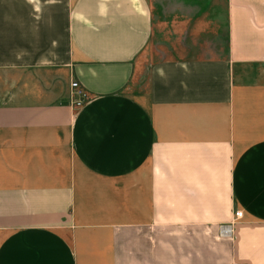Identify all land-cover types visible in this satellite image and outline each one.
<instances>
[{
    "label": "crops",
    "instance_id": "obj_1",
    "mask_svg": "<svg viewBox=\"0 0 264 264\" xmlns=\"http://www.w3.org/2000/svg\"><path fill=\"white\" fill-rule=\"evenodd\" d=\"M0 264H264V0H0Z\"/></svg>",
    "mask_w": 264,
    "mask_h": 264
},
{
    "label": "built area",
    "instance_id": "obj_2",
    "mask_svg": "<svg viewBox=\"0 0 264 264\" xmlns=\"http://www.w3.org/2000/svg\"><path fill=\"white\" fill-rule=\"evenodd\" d=\"M72 89L74 90V93L77 95V100L74 103L75 107L77 109H80L89 101L90 95L85 89H83L79 81H73ZM242 217H243L242 211H237L235 213L236 219H242Z\"/></svg>",
    "mask_w": 264,
    "mask_h": 264
}]
</instances>
